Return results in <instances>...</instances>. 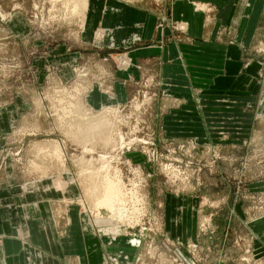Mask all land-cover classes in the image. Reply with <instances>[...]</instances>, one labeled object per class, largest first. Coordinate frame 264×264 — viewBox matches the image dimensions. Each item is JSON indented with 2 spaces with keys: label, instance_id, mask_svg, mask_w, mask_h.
Wrapping results in <instances>:
<instances>
[{
  "label": "rangeland",
  "instance_id": "rangeland-1",
  "mask_svg": "<svg viewBox=\"0 0 264 264\" xmlns=\"http://www.w3.org/2000/svg\"><path fill=\"white\" fill-rule=\"evenodd\" d=\"M89 1L117 4L0 0V202L70 179L77 194L48 199L55 230L76 206L111 246L98 264H264V42L232 69L191 53L190 85L144 76L127 101L90 108L84 88L101 67L128 69L130 48L104 45L99 28L84 39ZM127 1L161 12L166 0Z\"/></svg>",
  "mask_w": 264,
  "mask_h": 264
},
{
  "label": "crops",
  "instance_id": "crops-1",
  "mask_svg": "<svg viewBox=\"0 0 264 264\" xmlns=\"http://www.w3.org/2000/svg\"><path fill=\"white\" fill-rule=\"evenodd\" d=\"M150 3L152 6L148 8L147 3L130 4L127 0H117V4L88 2L82 28L86 33L84 39L99 28L105 30L104 45L130 48L125 55L130 63L128 69L118 72L101 67L95 76L101 81H90L84 88L83 101L90 108L109 101H127L144 76L161 75L175 80V86H179L181 78L183 86L190 85L187 69L191 59L187 57L191 53L204 56L211 52L219 57L220 68L232 69L238 67L242 56L264 42V0H166L161 12ZM194 4L200 7L195 8ZM163 16L171 22H184L186 28L178 32L168 23L160 26L159 19ZM111 75L112 89L107 92L102 88L103 78ZM71 77L70 68L63 67L60 79ZM61 181L53 186L55 189L35 184L16 205L0 202V264H62L66 258L75 259L76 264H98L106 252H111V246L104 245L100 237L84 227L74 205L63 204V234L56 232L57 221L51 215L48 199L61 202L77 194L70 179L66 187L65 180ZM13 212L22 218L21 224L12 220ZM22 230L29 235L27 243L13 235L16 232L22 236Z\"/></svg>",
  "mask_w": 264,
  "mask_h": 264
},
{
  "label": "bare ground",
  "instance_id": "bare-ground-1",
  "mask_svg": "<svg viewBox=\"0 0 264 264\" xmlns=\"http://www.w3.org/2000/svg\"><path fill=\"white\" fill-rule=\"evenodd\" d=\"M83 3H84V8H86V6H87V0H83ZM134 242H137V239H135Z\"/></svg>",
  "mask_w": 264,
  "mask_h": 264
}]
</instances>
